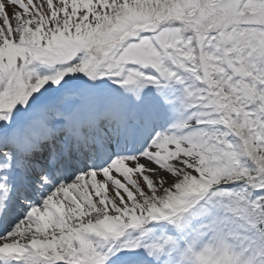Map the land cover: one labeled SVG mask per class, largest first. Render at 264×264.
Instances as JSON below:
<instances>
[{"label":"snow or ice","instance_id":"obj_1","mask_svg":"<svg viewBox=\"0 0 264 264\" xmlns=\"http://www.w3.org/2000/svg\"><path fill=\"white\" fill-rule=\"evenodd\" d=\"M0 264H264V0H0Z\"/></svg>","mask_w":264,"mask_h":264}]
</instances>
